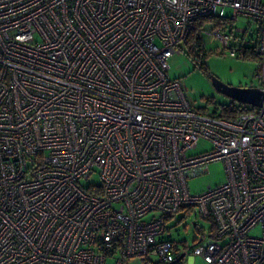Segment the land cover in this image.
Listing matches in <instances>:
<instances>
[{
    "label": "built area",
    "instance_id": "2783aa9c",
    "mask_svg": "<svg viewBox=\"0 0 264 264\" xmlns=\"http://www.w3.org/2000/svg\"><path fill=\"white\" fill-rule=\"evenodd\" d=\"M225 8L258 26L264 93V0H0V264H180L165 221L190 207L211 223L193 257L264 264V101L198 112L166 72L207 17L242 55ZM215 161L225 181L190 193Z\"/></svg>",
    "mask_w": 264,
    "mask_h": 264
},
{
    "label": "rangeland",
    "instance_id": "374dc122",
    "mask_svg": "<svg viewBox=\"0 0 264 264\" xmlns=\"http://www.w3.org/2000/svg\"><path fill=\"white\" fill-rule=\"evenodd\" d=\"M225 9V18L222 20L219 30L222 33L230 34L232 37H237L244 47H252L257 42V24L252 18L240 15L231 20V9ZM216 23L217 20L211 19L206 21L203 27L204 32L202 33V45L200 47L205 52V56L199 57L202 66L200 67L199 63L192 59V55L189 53V47L193 45L191 44L192 41L189 44L181 42L177 46L181 52L173 53L166 59L169 65V69L166 71L167 75L170 79H180L182 81L186 89V98L198 112L212 114L223 106H232L243 112L253 111L255 109L253 106L222 94L211 83L212 77H215L221 82L233 86L258 87L260 85V82L254 76L257 71L254 57L250 55L244 57L240 54L232 56L222 41L219 39L211 40L205 34L206 30L208 31ZM201 50H198L199 55L203 53ZM211 147L212 144L209 141L201 139L189 153L193 155L200 154ZM223 167L221 161H215L210 163L201 175L188 178L186 182L188 183L189 192L198 194L205 191L208 186L213 187L224 182L226 173ZM80 183L82 185L99 184L100 178L98 173L93 172L87 179H81ZM157 215V213H150L144 216L142 220L148 221ZM165 225L166 231L163 237L170 238L181 246L188 247L187 253L181 258L180 264H206L200 257H193L189 247L201 238L202 229L206 230L210 227L211 223L208 219L200 218L198 211L194 207H190L181 209L173 216L167 217ZM251 233L259 234L260 229H253Z\"/></svg>",
    "mask_w": 264,
    "mask_h": 264
},
{
    "label": "water",
    "instance_id": "95a60500",
    "mask_svg": "<svg viewBox=\"0 0 264 264\" xmlns=\"http://www.w3.org/2000/svg\"><path fill=\"white\" fill-rule=\"evenodd\" d=\"M211 83H213L216 90L234 100L248 103L252 106H260L262 101H264V93L258 87L233 86L223 83L215 77H212Z\"/></svg>",
    "mask_w": 264,
    "mask_h": 264
},
{
    "label": "trees",
    "instance_id": "16d2710c",
    "mask_svg": "<svg viewBox=\"0 0 264 264\" xmlns=\"http://www.w3.org/2000/svg\"><path fill=\"white\" fill-rule=\"evenodd\" d=\"M214 19L213 17H207V18H203L202 20L198 21L197 26H201L203 23H205V21ZM192 41L191 44H193L191 47H189V53L192 55V59H194L195 61H197V63H199L200 67L202 66L200 63V59L199 57L201 56H205V52L203 50H201V45H202V41H201V37L196 35V30L192 31L189 36L187 37V39L184 41L185 44H189ZM203 51L202 54H198V50ZM246 55H250L252 57H254L255 59H257L256 56V52H255V46L253 45L252 47H245V51L242 53V56H246ZM220 111L222 113L223 117H231L234 116L236 110L234 107L232 106H223L220 108Z\"/></svg>",
    "mask_w": 264,
    "mask_h": 264
}]
</instances>
